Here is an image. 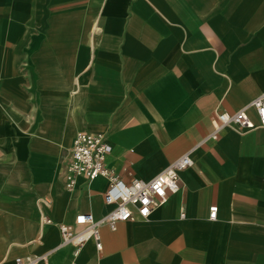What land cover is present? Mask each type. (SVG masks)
I'll list each match as a JSON object with an SVG mask.
<instances>
[{"label":"crops","instance_id":"obj_1","mask_svg":"<svg viewBox=\"0 0 264 264\" xmlns=\"http://www.w3.org/2000/svg\"><path fill=\"white\" fill-rule=\"evenodd\" d=\"M263 92L264 0H0V264H264V128L198 146L214 112ZM81 130L106 135L126 182L194 164L75 255L57 225L108 210L107 179L66 187Z\"/></svg>","mask_w":264,"mask_h":264},{"label":"built area","instance_id":"obj_2","mask_svg":"<svg viewBox=\"0 0 264 264\" xmlns=\"http://www.w3.org/2000/svg\"><path fill=\"white\" fill-rule=\"evenodd\" d=\"M251 109L256 112L257 124L250 116ZM211 121L213 130L198 146L211 140H218L222 132L229 127L241 134L255 128H264V92L235 112H214ZM111 151L105 134L78 131L73 139L70 158L62 169L68 190L75 187L79 177L85 178L89 183L99 177L108 180V187L104 193V203L108 210L103 217L96 219L93 214L83 212L76 215L73 224L57 225L62 245H74L75 255L80 253L82 246L90 239L95 240L98 249H102L99 230L101 225H108L115 230L119 222L137 217L148 218L155 207L181 189L180 173L194 164L190 153H185L149 180L137 178L126 182L107 163ZM217 212L218 207L211 206L209 218L216 219ZM181 217H185L183 212ZM45 222L53 224L51 219H46ZM16 261L18 264H35L36 260L32 257L25 259L19 257Z\"/></svg>","mask_w":264,"mask_h":264}]
</instances>
